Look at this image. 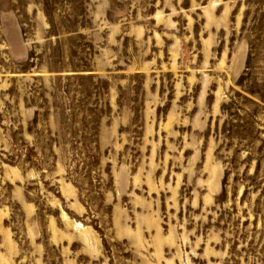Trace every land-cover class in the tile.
<instances>
[{"label":"rangeland","instance_id":"1","mask_svg":"<svg viewBox=\"0 0 264 264\" xmlns=\"http://www.w3.org/2000/svg\"><path fill=\"white\" fill-rule=\"evenodd\" d=\"M0 264H264V0H0Z\"/></svg>","mask_w":264,"mask_h":264}]
</instances>
